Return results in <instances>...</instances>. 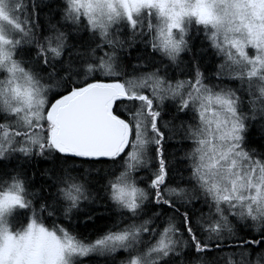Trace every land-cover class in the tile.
<instances>
[{
	"label": "snow or ice",
	"instance_id": "6c2138e0",
	"mask_svg": "<svg viewBox=\"0 0 264 264\" xmlns=\"http://www.w3.org/2000/svg\"><path fill=\"white\" fill-rule=\"evenodd\" d=\"M97 257L264 264V0H0V264Z\"/></svg>",
	"mask_w": 264,
	"mask_h": 264
},
{
	"label": "trees",
	"instance_id": "16d2710c",
	"mask_svg": "<svg viewBox=\"0 0 264 264\" xmlns=\"http://www.w3.org/2000/svg\"><path fill=\"white\" fill-rule=\"evenodd\" d=\"M169 150L172 151L173 149L170 148ZM205 211H207V209H205ZM105 216H106V214H105ZM108 223H110L109 220L103 219V220L98 221V226H99V228L102 229ZM82 231H84V230H82ZM96 232H97L96 228H89L85 231V235H88L89 233L95 234ZM97 261H99V264H103L102 258L97 257L95 261H89L86 258V264H96Z\"/></svg>",
	"mask_w": 264,
	"mask_h": 264
}]
</instances>
